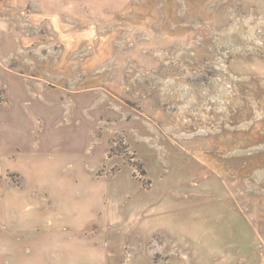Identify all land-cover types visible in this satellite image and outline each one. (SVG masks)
Listing matches in <instances>:
<instances>
[{
  "label": "rangeland",
  "instance_id": "1",
  "mask_svg": "<svg viewBox=\"0 0 264 264\" xmlns=\"http://www.w3.org/2000/svg\"><path fill=\"white\" fill-rule=\"evenodd\" d=\"M0 24L30 79L8 102L0 71V264L24 192L58 196L66 263L264 264V0H0ZM155 209L142 242L112 224Z\"/></svg>",
  "mask_w": 264,
  "mask_h": 264
},
{
  "label": "crops",
  "instance_id": "2",
  "mask_svg": "<svg viewBox=\"0 0 264 264\" xmlns=\"http://www.w3.org/2000/svg\"><path fill=\"white\" fill-rule=\"evenodd\" d=\"M0 25V33L3 34L6 41V38L8 39L10 33L6 32L8 29H6V31L2 30L7 27L5 26V24ZM9 56V51H0V71H2L6 77L10 78V86L3 85V88L6 89L7 92L5 98L6 101H8L7 98L10 99L11 96L17 97V95H19V90L21 94L25 88L24 84H28L30 82V79L26 78L25 75L20 76V74H17L20 73L18 68L7 67V62H4L3 60H8ZM18 80H20V83H17ZM36 85V87L39 89V84ZM30 86L33 85L30 84ZM27 161L28 159L25 158L24 162L20 163V173L23 176L27 175L26 179H28L30 182H33L34 185H37L38 183L44 186L48 185L49 183L44 181V179H42L41 177L33 175L30 176L27 173L26 167L23 165L27 164ZM31 161H34V159H31ZM30 164L34 165V163L32 164L31 162ZM40 167L43 168L44 164L40 163ZM54 196L58 197L53 192H51V194L49 195L41 194L39 196L37 195V193H20V264L74 263H66L64 261L67 259V256H71L68 255V245H71V243L68 239H61V236L59 235V231L62 229V227L66 226V218L58 211V205L55 203V200L53 198ZM183 202L184 204L187 203L186 206H188L192 210H194L196 207H199L195 195L188 200L184 199ZM95 212L96 210L92 212V216L94 215V219L97 218ZM198 214H200V212ZM194 216L195 214L193 213V216L191 217ZM158 217H164L163 209H155V211L149 214L147 218H140L141 220H139L136 224L130 226L129 228L125 227V223H129L130 220L128 215L124 217L121 216L120 218L114 217L112 224L117 223V225L119 226L118 228H120L119 232L122 231L121 234L123 233L122 235L127 241H131L132 238H135L137 242H142L141 240L143 238L148 239L151 236V232L147 230L148 228L146 225H148L150 228V224H152L151 222H155L156 224L159 221ZM198 217H200V215ZM193 223L196 222L190 223V226ZM75 225L78 228H82L86 225V223L75 221ZM153 258V256H150L141 261L144 264H152V262H154ZM68 259L71 258L68 257ZM94 261H99L102 263L105 262L104 258H96Z\"/></svg>",
  "mask_w": 264,
  "mask_h": 264
}]
</instances>
